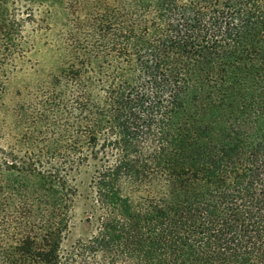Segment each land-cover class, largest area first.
<instances>
[{"label": "trees", "instance_id": "16d2710c", "mask_svg": "<svg viewBox=\"0 0 264 264\" xmlns=\"http://www.w3.org/2000/svg\"><path fill=\"white\" fill-rule=\"evenodd\" d=\"M46 30L52 130L0 147V264H264V0H0L1 91Z\"/></svg>", "mask_w": 264, "mask_h": 264}, {"label": "rangeland", "instance_id": "374dc122", "mask_svg": "<svg viewBox=\"0 0 264 264\" xmlns=\"http://www.w3.org/2000/svg\"><path fill=\"white\" fill-rule=\"evenodd\" d=\"M46 33L47 38L42 34L35 38L38 50H34L25 62L16 60L17 64L10 67L5 78L2 77L4 86L0 90V147L20 148L30 143L39 146L41 134L52 130L54 113L50 111L46 99L54 49L53 35L47 30ZM91 173L92 165L87 164L68 173L66 177L68 184L74 187L75 194L69 207L70 223L63 240L64 247L83 240L94 229L96 211L88 188ZM18 176L15 173L4 174L2 180L8 184H13L17 179L29 183L35 181L22 174Z\"/></svg>", "mask_w": 264, "mask_h": 264}]
</instances>
